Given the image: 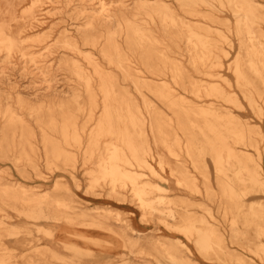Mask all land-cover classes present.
I'll use <instances>...</instances> for the list:
<instances>
[{
	"label": "bare ground",
	"instance_id": "6f19581e",
	"mask_svg": "<svg viewBox=\"0 0 264 264\" xmlns=\"http://www.w3.org/2000/svg\"><path fill=\"white\" fill-rule=\"evenodd\" d=\"M235 50L240 52L235 66L237 85L242 81L240 89L250 101L258 94L264 102V0H0V162L10 161L22 172L21 162L32 163L33 157L51 166L76 149L87 158L96 146L95 129L88 134L79 123L84 116L81 109L88 106L85 111L92 118L93 111L88 109L101 108L102 103L110 125L119 126L120 116L129 117L137 133L146 129L135 120L141 112L138 101L152 112V103L159 99L176 114L175 119L156 124L159 133L173 131L171 142H163L171 156L179 158L183 150L197 169L199 154L209 152L220 188L237 210L250 187L243 180L239 185L232 183L231 174L237 179L243 172L252 174L251 187H264L256 166L250 170L232 163L239 158L230 141L253 143L252 132L210 101L204 102L212 105L207 107L187 104L188 100L200 102L204 93L227 98L222 87H200L199 81L213 75L209 67ZM186 62L194 73H189ZM252 75L258 76V83L247 81ZM171 85L183 88L181 97L173 94ZM145 147L129 140L123 145L105 144L104 172L91 179L92 185L97 182L100 187L102 182L116 194L105 201L108 212L100 211L99 204L90 212L76 210L79 206H73L71 198L53 191L32 195L24 185H14L13 192L0 186V197L5 204L29 206L33 215H64L69 222L84 217L93 235L113 230L109 212L124 218L120 229L138 235L150 232L159 221L166 226L161 228L167 230L163 231L165 241L172 245L166 256L173 264H189L182 252H191L187 236L195 225L172 206L160 183L141 182V174L132 169L142 166L159 179H167L164 160L159 161L162 173L153 172L144 156ZM32 168L37 170L36 165ZM255 213L264 215L262 210ZM180 221L185 225L184 235ZM196 223L203 226L195 227L193 243L198 252L216 251L217 233L211 226L204 228V218ZM74 234L78 236L77 231ZM62 242L57 238L45 248ZM2 245L0 239V264H6ZM261 250L264 255V247ZM236 261L256 264L242 257ZM15 264L50 263L22 253Z\"/></svg>",
	"mask_w": 264,
	"mask_h": 264
},
{
	"label": "rangeland",
	"instance_id": "374dc122",
	"mask_svg": "<svg viewBox=\"0 0 264 264\" xmlns=\"http://www.w3.org/2000/svg\"><path fill=\"white\" fill-rule=\"evenodd\" d=\"M239 54L240 52L235 50L226 57L222 56L216 65L209 67L213 75L205 76L202 81H199L200 87H222L224 92L228 93L227 98L219 99L206 96L204 93L200 102L188 103L190 102L188 100L187 104L197 106L199 103L197 106L199 108L212 106L211 102L214 108L247 125L246 128L252 132L253 143L242 144L230 141V146L239 158L237 161L232 160V163L237 167L246 165L250 170L256 166L260 178L264 181V102L258 94L250 101L240 89L239 85H242V81L237 85L235 66ZM2 64L0 62V72ZM186 66L190 74L194 73L188 62ZM247 81L258 83V76H249ZM171 88L175 89L173 94L178 97H181L180 95L184 92L178 85H171ZM205 101L210 102L205 104ZM235 102L236 105H233L232 103ZM137 104L141 112L135 120L141 127L145 124L146 129L143 128L142 132L134 133V128L131 126L132 120H129V117L125 120L120 116L119 126L110 125L107 119L105 120L102 103L101 108L88 109L93 111L92 118H89V114L85 111L88 106H85V110H80L84 118L80 117L79 123L85 126L88 134L95 129L92 140L96 146H94L93 154H88L85 158L84 153L73 149L75 150L73 154L59 158L51 166L46 161L33 157L32 163L27 160L21 162L20 168L25 169L22 172L18 171L16 165L10 161L0 162V186L3 189L9 188L13 192L16 191L13 188L14 185H24L32 195H38L43 191H53L59 196L71 198L72 205L79 206L76 210L83 208L90 212L94 204H99V207L97 205L95 207H101L100 211L105 213L109 211L106 206L108 203L105 201L114 199L116 194L111 193L109 187L103 186L102 182L99 184L100 187L97 182L93 184V187L91 179L92 175L101 176L104 172L101 164L106 157L103 155L105 144L121 142L123 145V142L128 140L137 145L145 144L144 156L151 163L153 172L162 173L159 161L164 160L166 171L163 172V176L167 179H159L150 169L142 166L132 169L141 174V182L160 183L166 189L165 194L170 198L172 206L181 211L192 225H195L190 227V235L187 236L191 252L188 253L186 250L182 252V255H188L186 261L189 264H238L236 259L242 257L256 264L264 263L261 250L264 247V215L263 217L255 216V211H264V187H251L252 174L243 172L238 179L231 174L232 183L239 185V182L243 180L250 187L249 193L241 199L242 206L235 210L233 204L230 205L231 202L226 193L220 188L215 174V160L209 152L201 154L197 152L199 154L197 169L183 150L179 152L181 157L171 156L163 142L164 140L171 142L173 131L168 130L162 134L156 127L157 123L175 119L176 114L169 109V104L162 103L159 99L155 100L152 103V112L146 110L144 102L138 101ZM256 111L258 114L255 113ZM33 126L39 133L36 126ZM114 132L119 134L113 135ZM180 137L184 140L181 131ZM35 165L37 170L32 168ZM157 195L159 193L155 194ZM84 200L87 202L84 203ZM107 215L111 226H114H112L113 230L107 234L98 231V235H93L89 231L92 227L85 223L84 217L79 216L75 221L69 222L64 215L59 217L45 213L33 215L29 206L24 208L13 201L5 204L0 197V239L3 243L2 253L5 262L15 264L17 258L24 253L32 254L38 261L46 259L50 264H173L166 256L167 251L172 250V245L165 241L167 234L165 232L163 234V231L167 230L165 228L161 230L162 226L166 227L161 222L157 220L158 222H155L150 232L138 235L130 230L120 229L124 227L125 222L123 217H117V213L109 212ZM127 218L128 215H126V222ZM198 218H204L207 224L204 226L206 230L211 226L217 233L219 246L216 251L211 249L207 254H200L194 246L193 242L197 239L195 227L196 229L203 227L196 223ZM246 218L249 221L245 222ZM85 220L89 222L90 219L85 217ZM180 224L182 231L179 232L184 235L185 225L183 221H180L178 225ZM76 231L81 237L74 234ZM57 238H62L63 242L60 246L45 248V244L51 245L50 243ZM188 239L185 238L186 241Z\"/></svg>",
	"mask_w": 264,
	"mask_h": 264
}]
</instances>
